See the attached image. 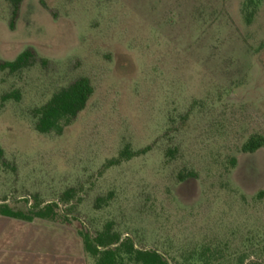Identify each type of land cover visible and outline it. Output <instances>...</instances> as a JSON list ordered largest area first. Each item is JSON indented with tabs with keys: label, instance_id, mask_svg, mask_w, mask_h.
Instances as JSON below:
<instances>
[{
	"label": "rangeland",
	"instance_id": "rangeland-1",
	"mask_svg": "<svg viewBox=\"0 0 264 264\" xmlns=\"http://www.w3.org/2000/svg\"><path fill=\"white\" fill-rule=\"evenodd\" d=\"M248 1L25 0L12 20L0 0V65L33 55L0 70V204L58 203L60 222L170 264L264 262V148L242 151L264 136V0L251 24ZM83 77L85 111L38 133L35 109ZM126 147L149 150L107 166Z\"/></svg>",
	"mask_w": 264,
	"mask_h": 264
},
{
	"label": "trees",
	"instance_id": "trees-1",
	"mask_svg": "<svg viewBox=\"0 0 264 264\" xmlns=\"http://www.w3.org/2000/svg\"><path fill=\"white\" fill-rule=\"evenodd\" d=\"M12 9V20H15L25 0H6ZM263 0H249L248 4L253 10L246 16V22L251 24L255 15V8L259 2ZM13 22H11V27ZM33 55L27 50L20 54L14 61L5 62L0 65L1 71H9L10 73L20 72L30 67ZM94 94V87L88 78H80L69 86L62 88L56 92L51 99L42 107L35 109L34 115L37 119L36 131L42 135L55 134L62 136L65 130L73 124L79 115L85 111L87 105ZM3 101L19 100V92H13L5 95ZM264 148V136L253 135L243 145L244 153L254 154ZM149 149L139 152H133L130 147H126L117 159L109 161V167L118 166L122 162L147 153ZM4 158V151L0 147V160ZM237 161L232 160L235 166ZM194 172L180 174L181 181L189 178H196ZM73 191L65 193L64 198L69 201ZM264 192L258 194V198H263ZM64 214V213H63ZM60 205L58 203H49L43 207L36 204L28 212L12 209L7 204H0V216L33 222L36 219L68 224V222H60L61 217ZM68 214H65V216ZM68 218V217H67ZM79 235L83 240L86 255L91 258L94 264H123L124 258L128 257L130 261L136 264H170L156 250L137 249L132 240H122L118 234H114L112 229L108 227L105 231L97 234L92 238L89 234H84L78 229ZM251 264H264V262H253Z\"/></svg>",
	"mask_w": 264,
	"mask_h": 264
},
{
	"label": "crops",
	"instance_id": "crops-1",
	"mask_svg": "<svg viewBox=\"0 0 264 264\" xmlns=\"http://www.w3.org/2000/svg\"><path fill=\"white\" fill-rule=\"evenodd\" d=\"M88 259L78 229L68 224L0 216V264H89Z\"/></svg>",
	"mask_w": 264,
	"mask_h": 264
}]
</instances>
